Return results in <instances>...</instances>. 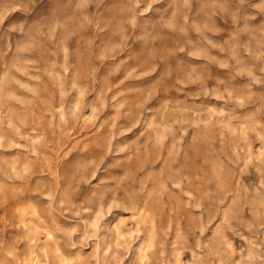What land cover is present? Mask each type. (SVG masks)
Here are the masks:
<instances>
[{
	"label": "clouds",
	"instance_id": "clouds-1",
	"mask_svg": "<svg viewBox=\"0 0 264 264\" xmlns=\"http://www.w3.org/2000/svg\"><path fill=\"white\" fill-rule=\"evenodd\" d=\"M0 264H264V0H0Z\"/></svg>",
	"mask_w": 264,
	"mask_h": 264
}]
</instances>
